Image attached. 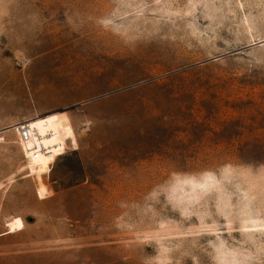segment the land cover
I'll use <instances>...</instances> for the list:
<instances>
[{
  "label": "rangeland",
  "instance_id": "obj_1",
  "mask_svg": "<svg viewBox=\"0 0 264 264\" xmlns=\"http://www.w3.org/2000/svg\"><path fill=\"white\" fill-rule=\"evenodd\" d=\"M0 264H264V0H0Z\"/></svg>",
  "mask_w": 264,
  "mask_h": 264
},
{
  "label": "bare ground",
  "instance_id": "obj_2",
  "mask_svg": "<svg viewBox=\"0 0 264 264\" xmlns=\"http://www.w3.org/2000/svg\"><path fill=\"white\" fill-rule=\"evenodd\" d=\"M29 125L31 128L30 138L26 144L22 145L24 151V157H26L29 162L38 161L42 158L43 155H47L52 150H55L58 147H60V143L58 142V140H56L57 139L56 134L53 131L52 126L49 124V119L43 122L38 121V123L35 125H31L29 123ZM47 138H50V140H48ZM37 140L39 141L38 145H37ZM35 144H36V149L38 151L36 153L34 152L32 153L31 152L33 148L32 146H34ZM68 146H72V144L61 146L60 148L61 150L58 152V154L63 155L68 149ZM6 227H7L6 234H10L22 230L24 224L20 218L15 217V218H11L7 222Z\"/></svg>",
  "mask_w": 264,
  "mask_h": 264
},
{
  "label": "built area",
  "instance_id": "obj_3",
  "mask_svg": "<svg viewBox=\"0 0 264 264\" xmlns=\"http://www.w3.org/2000/svg\"><path fill=\"white\" fill-rule=\"evenodd\" d=\"M14 130L18 136V141H19V144L22 148V145L23 144H26L27 141L29 140L30 138V134H31V128H30V125L29 123L27 124H18L14 127ZM39 141L37 140V145L39 144L38 143ZM32 150L31 152L33 153H36L38 150L36 149V144L34 146H32ZM29 149V148H27ZM23 150V148H22ZM24 152V151H23Z\"/></svg>",
  "mask_w": 264,
  "mask_h": 264
},
{
  "label": "crops",
  "instance_id": "obj_4",
  "mask_svg": "<svg viewBox=\"0 0 264 264\" xmlns=\"http://www.w3.org/2000/svg\"><path fill=\"white\" fill-rule=\"evenodd\" d=\"M11 218H15V217H11ZM19 218V217H18ZM15 233V232H14ZM11 234V233H10Z\"/></svg>",
  "mask_w": 264,
  "mask_h": 264
}]
</instances>
